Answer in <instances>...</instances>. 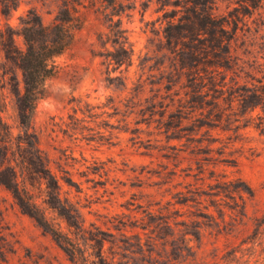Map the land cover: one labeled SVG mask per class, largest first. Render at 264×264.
<instances>
[{
    "label": "rangeland",
    "instance_id": "374dc122",
    "mask_svg": "<svg viewBox=\"0 0 264 264\" xmlns=\"http://www.w3.org/2000/svg\"><path fill=\"white\" fill-rule=\"evenodd\" d=\"M5 1L12 0H0V115L16 134L23 76L2 42L14 33L24 48L27 12L50 24L63 0H15L3 14ZM190 1L71 2L81 24L55 58L31 125L51 171H68L75 182L59 179L60 197L79 207L83 229L68 228L46 206L43 180L30 189L95 264H264V0H214L213 12L231 26L238 15L233 67L209 68L215 87L207 79L191 86L190 72H204L183 67L165 37ZM116 11L128 66L105 56L115 50L104 38ZM0 264H77L1 185Z\"/></svg>",
    "mask_w": 264,
    "mask_h": 264
},
{
    "label": "trees",
    "instance_id": "16d2710c",
    "mask_svg": "<svg viewBox=\"0 0 264 264\" xmlns=\"http://www.w3.org/2000/svg\"><path fill=\"white\" fill-rule=\"evenodd\" d=\"M106 4L117 6V0H104ZM74 0H63L53 22L45 24L34 11H28L21 20L19 34L24 41V48L17 46L14 33H10L2 42L4 57L15 64L22 72L23 90L18 99V122L20 131L13 133L9 124L0 115V185L8 190L20 209L33 218L37 224L48 232L60 247L77 264H95L89 261L86 252L80 244L73 240L67 232L57 227L46 215L45 209L32 193L30 187L34 180L44 181L43 199L48 208L56 211L66 221L68 228L82 230L81 213L75 204L63 201L60 197L62 179L68 185H75L68 171L60 178L48 166L47 158L42 154L36 133L32 129V116L37 101L44 94L45 81L55 72V58L71 43L74 31L81 24ZM214 0H191L183 7V13L168 21L165 27V37L183 67L192 71L201 68L204 75L191 73L192 85L199 79H207V85L215 87L216 77L209 72L211 65L231 69L233 67L231 41L237 30L235 15L233 26L226 16H217L213 12ZM16 6L15 0L5 1L2 6L3 14ZM256 3L254 2V5ZM113 20L109 16V31L104 38L110 41L115 50L107 51L105 56L111 63L120 67L131 63V49L128 44L126 30L122 28L119 11ZM99 39L102 36L99 35ZM189 66V67H188ZM111 79V77H109ZM224 80V78H222ZM223 83L224 81H220ZM219 85V84H218ZM222 86V85H221ZM262 97L264 94L260 93ZM243 190L253 195V190L243 181ZM222 187L229 191V183L222 182ZM96 256L101 259V243ZM98 247V248H99ZM237 250L235 249L234 252ZM239 259L238 257H235Z\"/></svg>",
    "mask_w": 264,
    "mask_h": 264
}]
</instances>
